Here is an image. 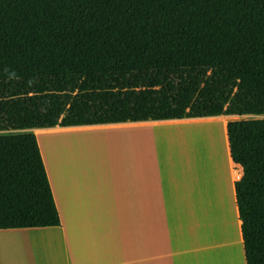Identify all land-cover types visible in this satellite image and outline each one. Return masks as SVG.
I'll use <instances>...</instances> for the list:
<instances>
[{"label":"crops","instance_id":"obj_1","mask_svg":"<svg viewBox=\"0 0 264 264\" xmlns=\"http://www.w3.org/2000/svg\"><path fill=\"white\" fill-rule=\"evenodd\" d=\"M212 70L125 73L140 86L126 87L123 117L68 114L26 131L37 137L61 224L0 230V264H246L235 189L244 171L227 126L253 120L250 110L208 116L178 107L182 77ZM207 130L223 138L226 166L217 156L209 179L196 181L187 156ZM210 131L207 160L216 153Z\"/></svg>","mask_w":264,"mask_h":264},{"label":"trees","instance_id":"obj_2","mask_svg":"<svg viewBox=\"0 0 264 264\" xmlns=\"http://www.w3.org/2000/svg\"><path fill=\"white\" fill-rule=\"evenodd\" d=\"M225 67L264 91V0H0V81ZM227 133L246 264H264V119ZM60 224L36 135H0V230Z\"/></svg>","mask_w":264,"mask_h":264},{"label":"rangeland","instance_id":"obj_3","mask_svg":"<svg viewBox=\"0 0 264 264\" xmlns=\"http://www.w3.org/2000/svg\"><path fill=\"white\" fill-rule=\"evenodd\" d=\"M212 71V74L200 75L202 77H182L185 85L181 90V103L178 107H183L186 103L187 111L191 115L209 116L229 113L245 118L264 119V91H241L237 67ZM130 82H134V79L125 74L2 80L0 81V135L47 127L57 118L68 114H76L80 117L83 113L112 112V116L123 117L128 107L124 95L126 87L140 86V83ZM172 107L176 109L177 105ZM238 108H245L250 112L248 114L233 112ZM209 131L207 130L206 134ZM210 132L216 148L212 158L207 160L202 155V150H206L205 146L209 142L203 132L196 140L199 148L191 150L187 156L191 173L197 164L198 169L194 170L197 175H195L196 181L201 178L209 179V175L205 177L206 170L210 163L217 160V156L220 160L218 162L226 166L222 154L224 153L223 138L217 134V130ZM41 144L48 156L47 137L42 138ZM233 261L235 262V259Z\"/></svg>","mask_w":264,"mask_h":264},{"label":"bare ground","instance_id":"obj_4","mask_svg":"<svg viewBox=\"0 0 264 264\" xmlns=\"http://www.w3.org/2000/svg\"><path fill=\"white\" fill-rule=\"evenodd\" d=\"M207 135V140H209V133H207L206 134ZM209 143V142H208ZM213 145H214V142H213ZM206 147V149L208 148V145L207 146H205ZM213 155H214V153H213Z\"/></svg>","mask_w":264,"mask_h":264}]
</instances>
